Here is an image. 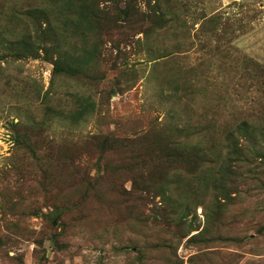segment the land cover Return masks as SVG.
<instances>
[{
  "label": "rangeland",
  "instance_id": "obj_1",
  "mask_svg": "<svg viewBox=\"0 0 264 264\" xmlns=\"http://www.w3.org/2000/svg\"><path fill=\"white\" fill-rule=\"evenodd\" d=\"M0 264H264V0H0Z\"/></svg>",
  "mask_w": 264,
  "mask_h": 264
},
{
  "label": "trees",
  "instance_id": "obj_2",
  "mask_svg": "<svg viewBox=\"0 0 264 264\" xmlns=\"http://www.w3.org/2000/svg\"><path fill=\"white\" fill-rule=\"evenodd\" d=\"M65 7H69L68 9H65ZM71 10H70V6H64V5H62V6H60V8H59V11H58V14L60 15V16H63L64 15V12L66 13H68V12H70Z\"/></svg>",
  "mask_w": 264,
  "mask_h": 264
}]
</instances>
